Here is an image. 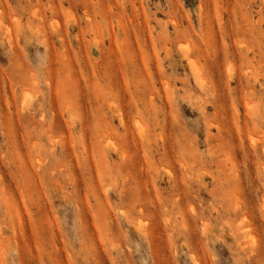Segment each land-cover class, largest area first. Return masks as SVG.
<instances>
[{
  "label": "rangeland",
  "instance_id": "obj_1",
  "mask_svg": "<svg viewBox=\"0 0 264 264\" xmlns=\"http://www.w3.org/2000/svg\"><path fill=\"white\" fill-rule=\"evenodd\" d=\"M0 264H264V0H0Z\"/></svg>",
  "mask_w": 264,
  "mask_h": 264
},
{
  "label": "bare ground",
  "instance_id": "obj_2",
  "mask_svg": "<svg viewBox=\"0 0 264 264\" xmlns=\"http://www.w3.org/2000/svg\"><path fill=\"white\" fill-rule=\"evenodd\" d=\"M106 74V73H105ZM147 87V86H146ZM146 89V88H145ZM149 89V88H148ZM136 91V90H135ZM149 91H151V90H149ZM134 95V94H133ZM143 95V94H142ZM150 95V94H149ZM153 95V94H152ZM138 96H139V94H138ZM134 97V96H133ZM140 100V99H139ZM135 101V100H134ZM56 113H57V111H56ZM121 113V112H120ZM119 115V114H118ZM126 121H127V119H126ZM62 123V122H61ZM124 124V123H123ZM126 124V123H125ZM71 127H72V125H70ZM124 126V125H123ZM126 127V126H125ZM127 132V131H126ZM128 133V132H127ZM97 135V134H96ZM130 138V137H129ZM137 140V139H136ZM82 141H83V139H82ZM114 141V140H113ZM163 141V140H162ZM162 141H161V143H162ZM114 143V142H113ZM129 143V142H128ZM94 144H95V142H94ZM98 145V144H97ZM102 145V149H103V147H104V145H106V144H101ZM88 146V145H87ZM116 147V146H115ZM119 147V146H118ZM144 147V146H143ZM171 147V146H170ZM69 148V147H68ZM88 148V147H87ZM140 148V147H139ZM119 149V148H118ZM172 149V148H171ZM70 150V149H69ZM152 150V149H151ZM84 151V150H83ZM169 152V151H168ZM124 153V152H123ZM168 154V153H167ZM126 155V154H125ZM173 156V155H172ZM169 158V157H168ZM172 158V157H171ZM22 172V171H21ZM156 172V171H155ZM167 173V172H166ZM130 175V174H129ZM155 175V174H154ZM161 175V174H160ZM133 177V176H132ZM155 180V179H154ZM161 180V179H160ZM183 190V189H182ZM181 190V191H182ZM183 192V191H182ZM179 196V195H178ZM177 199V198H176ZM157 211V210H156Z\"/></svg>",
  "mask_w": 264,
  "mask_h": 264
}]
</instances>
